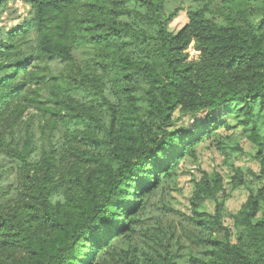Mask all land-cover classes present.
<instances>
[{
	"label": "trees",
	"instance_id": "16d2710c",
	"mask_svg": "<svg viewBox=\"0 0 264 264\" xmlns=\"http://www.w3.org/2000/svg\"><path fill=\"white\" fill-rule=\"evenodd\" d=\"M6 1L0 0V5ZM19 1L30 6L32 17L22 25V34L11 30L0 40V111L18 107L12 104L23 88L22 79L29 78L27 66L34 59H46L65 66L50 77L38 71L32 76L39 84L47 79L58 84V89L53 82L51 86L55 114L62 123L96 118L74 97L81 91L95 93L108 108L109 120L101 135L93 127L75 134L91 142L78 141L79 156L63 175L60 199L51 198V157L44 154L41 164L32 168L24 163L25 178L31 182L29 212L4 211L0 203V264H100V255L114 248L117 236H129L161 178L171 175L188 148L221 127L220 118L228 113L223 110L231 104L239 106L249 138L264 159V140L253 127L255 105L264 112V0H223L237 7L240 19L222 11V22L207 15L208 4L187 11V23L175 33L167 29L174 11L166 15L162 0H134L148 11L144 19L152 33L122 21L126 0H88L90 15L84 26L74 17L80 0ZM249 15H256L254 23L243 21ZM29 27L34 44L31 53H22L16 43L25 40ZM137 41L146 53L143 60L129 51ZM190 43L198 52L196 61L187 60ZM82 45L96 54L95 71L110 77L108 98L103 76H89L76 64L74 52ZM67 109L72 113L62 112ZM175 110L205 112V117L194 129L169 130ZM233 179L234 187L244 184L238 171ZM212 180L213 187L202 177L195 194L213 196L221 190L219 177ZM259 206V193H250L234 215L243 247L231 244L226 230L224 239L209 234L201 239L208 253L191 256L187 264H264V221H253ZM195 214L200 227L220 228L217 219ZM160 264L172 261L166 255Z\"/></svg>",
	"mask_w": 264,
	"mask_h": 264
},
{
	"label": "rangeland",
	"instance_id": "374dc122",
	"mask_svg": "<svg viewBox=\"0 0 264 264\" xmlns=\"http://www.w3.org/2000/svg\"><path fill=\"white\" fill-rule=\"evenodd\" d=\"M87 1L80 0L74 10V17L80 26L86 25L90 15L86 9ZM162 1L166 15L174 11L167 22V29L172 33L187 23V11L203 8L207 4V15L215 21L222 22V11L231 12L240 19L237 7H228L223 0ZM126 5L127 12L122 21L152 33L153 27L144 19L148 11L134 0H126ZM31 17L30 6L22 1L7 0L1 4L0 40L5 39L11 30L22 34V25L30 21ZM255 18L256 15H249L243 21L254 23ZM24 35L25 40L18 41L15 49L31 53L34 33L29 27L25 29ZM129 51L139 60L146 58L144 48L138 41L129 47ZM185 51L188 61L197 60V50L193 43ZM74 55L81 72H88L89 76H103L104 91L108 98V89L113 84L106 72L95 71L93 60L96 54L92 47H77ZM64 66V63L57 60L34 59L26 69L29 78L22 79L23 88L12 104L18 107H4L0 111V203L4 211L12 212L23 208L29 212L26 205L31 182L25 178L24 163L32 168L41 164L44 154L51 157L53 166L50 174L54 186L51 198L53 201L58 200L62 197V183H65L63 175L71 170L78 159L76 150L82 145L78 141L91 142L85 141L87 138L78 139L75 134L88 127H93L92 130L99 135L104 133L109 120L108 108L93 91H81L74 97L78 99L79 105L88 106L89 113L96 118L92 122L64 124L59 115L55 114L53 103V92L58 89V84L51 79L39 84L36 76H32L38 71L50 77L58 74ZM52 82L55 89L51 86ZM138 96L143 100L142 90H139ZM141 104L144 106V102ZM253 110L254 132L264 140V112L257 104ZM62 112L72 113L68 109ZM223 112L225 114L220 118L221 127L188 148L187 153L172 167L171 175L161 178L158 186L147 196L145 207L137 214V222L129 236H117L113 240L114 248L100 255V264H160L166 255L172 264H187L191 256L204 257L208 253L207 245L201 239L209 234L224 239L225 230L231 244L242 246L239 240L240 229L235 224L234 215L250 193H259L260 199L253 221H264V159L258 152V146L249 138L250 128L243 125L239 106L231 104ZM204 117L205 112L189 115L175 110L168 129H194ZM236 171L241 173L244 184L234 187L233 175ZM216 175L222 189L213 196L205 193L197 196L196 183L206 176L208 184L213 187L212 179ZM195 211L204 218L217 219L220 228L209 231L200 227L193 220L198 217Z\"/></svg>",
	"mask_w": 264,
	"mask_h": 264
},
{
	"label": "built area",
	"instance_id": "2783aa9c",
	"mask_svg": "<svg viewBox=\"0 0 264 264\" xmlns=\"http://www.w3.org/2000/svg\"><path fill=\"white\" fill-rule=\"evenodd\" d=\"M197 54H198V52H197Z\"/></svg>",
	"mask_w": 264,
	"mask_h": 264
}]
</instances>
